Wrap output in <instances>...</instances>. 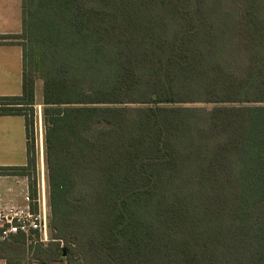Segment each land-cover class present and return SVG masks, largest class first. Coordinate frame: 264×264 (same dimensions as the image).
Instances as JSON below:
<instances>
[{
  "label": "trees",
  "instance_id": "1",
  "mask_svg": "<svg viewBox=\"0 0 264 264\" xmlns=\"http://www.w3.org/2000/svg\"><path fill=\"white\" fill-rule=\"evenodd\" d=\"M35 197L43 81L50 238L7 264H264V0H22ZM207 106H212L208 108ZM1 235V231H0Z\"/></svg>",
  "mask_w": 264,
  "mask_h": 264
},
{
  "label": "crops",
  "instance_id": "2",
  "mask_svg": "<svg viewBox=\"0 0 264 264\" xmlns=\"http://www.w3.org/2000/svg\"><path fill=\"white\" fill-rule=\"evenodd\" d=\"M22 32V0H0V36ZM23 49L19 44H0V97L22 94ZM15 80V84L12 81ZM17 80V81H16ZM26 118L0 116V170L27 165ZM30 194L26 176L0 174V209L23 205ZM0 264H7L0 259Z\"/></svg>",
  "mask_w": 264,
  "mask_h": 264
},
{
  "label": "built area",
  "instance_id": "3",
  "mask_svg": "<svg viewBox=\"0 0 264 264\" xmlns=\"http://www.w3.org/2000/svg\"><path fill=\"white\" fill-rule=\"evenodd\" d=\"M1 241L24 234L32 240L48 242L50 238V208L44 172L37 183L36 195L28 194L23 205L0 209Z\"/></svg>",
  "mask_w": 264,
  "mask_h": 264
},
{
  "label": "rangeland",
  "instance_id": "4",
  "mask_svg": "<svg viewBox=\"0 0 264 264\" xmlns=\"http://www.w3.org/2000/svg\"><path fill=\"white\" fill-rule=\"evenodd\" d=\"M17 81V80H16ZM22 81V79H21ZM4 84L3 81L0 82V87ZM12 84H15V80L12 81ZM211 108L212 106H207ZM35 109V128H34V136H35V146H36V172L33 175V181L37 187V183L40 181L41 174L44 172L45 180L47 184V175L45 168V160H44V124H43V81L38 80L36 83V106ZM47 192H48V184H47ZM48 203H49V194H48ZM63 264V263H62Z\"/></svg>",
  "mask_w": 264,
  "mask_h": 264
}]
</instances>
